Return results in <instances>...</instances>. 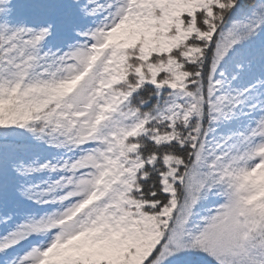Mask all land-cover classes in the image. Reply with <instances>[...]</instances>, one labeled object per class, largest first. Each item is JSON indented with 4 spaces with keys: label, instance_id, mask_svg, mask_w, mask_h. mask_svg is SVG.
Returning a JSON list of instances; mask_svg holds the SVG:
<instances>
[{
    "label": "snow or ice",
    "instance_id": "snow-or-ice-1",
    "mask_svg": "<svg viewBox=\"0 0 264 264\" xmlns=\"http://www.w3.org/2000/svg\"><path fill=\"white\" fill-rule=\"evenodd\" d=\"M264 264V0H0V264Z\"/></svg>",
    "mask_w": 264,
    "mask_h": 264
},
{
    "label": "trees",
    "instance_id": "trees-1",
    "mask_svg": "<svg viewBox=\"0 0 264 264\" xmlns=\"http://www.w3.org/2000/svg\"><path fill=\"white\" fill-rule=\"evenodd\" d=\"M176 264H185V258L183 257L177 258Z\"/></svg>",
    "mask_w": 264,
    "mask_h": 264
}]
</instances>
